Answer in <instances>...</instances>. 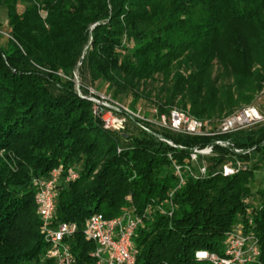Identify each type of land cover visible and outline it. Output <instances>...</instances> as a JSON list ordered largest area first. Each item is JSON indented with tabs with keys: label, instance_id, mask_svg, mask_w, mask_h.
<instances>
[{
	"label": "trees",
	"instance_id": "trees-1",
	"mask_svg": "<svg viewBox=\"0 0 264 264\" xmlns=\"http://www.w3.org/2000/svg\"><path fill=\"white\" fill-rule=\"evenodd\" d=\"M1 10L9 39L0 43V264H54L45 259L34 181L60 166L80 174L59 186L54 216L79 227L68 239L75 264H97L86 220L126 210L146 214L133 238L136 264H211L196 253L222 256L236 224L258 237L264 264V188L254 194L251 186L264 167V123L208 137L136 125L108 131L59 75L72 76L80 62L83 80L137 110L127 77L167 74L189 52V78L178 74L174 93L186 91L181 105L189 100L191 115L215 130L264 95V0H0ZM215 59L233 82L212 81ZM175 98L143 114L169 113ZM207 147L213 155L191 164L199 173L205 163L206 176L185 172L178 188L173 162L190 164L193 150ZM237 161L246 170L224 176L223 165Z\"/></svg>",
	"mask_w": 264,
	"mask_h": 264
},
{
	"label": "built area",
	"instance_id": "built-area-1",
	"mask_svg": "<svg viewBox=\"0 0 264 264\" xmlns=\"http://www.w3.org/2000/svg\"><path fill=\"white\" fill-rule=\"evenodd\" d=\"M77 95L92 105L93 115L100 119L108 131L124 133L132 125L151 133L153 129L168 130L170 132L193 137L232 135L264 123V113L260 106L253 104L236 111L224 118L212 130L207 122L199 120L192 115L173 108L169 113L159 114L157 109L152 110V116L146 117L142 109L133 110L121 103L112 95L99 91L94 87L77 86ZM170 145L171 142L165 140ZM217 145L227 148L229 142L218 140ZM182 148V147H181ZM241 153L240 150H235ZM212 156L213 147L194 149L190 164L179 165L173 162L174 176L178 181V188L185 184V172L194 178L206 176V165L199 166V173L194 172L192 165L197 163L198 156ZM171 158V156H169ZM172 159V158H171ZM192 164V165H191ZM247 166L239 161L226 163L222 167L224 176L229 177L246 170ZM77 167L64 168L63 166L53 169L46 178L36 179L35 203L41 220V231L44 240L48 243L45 259L54 264H75L68 239L73 237L79 230L76 223L54 222L56 213L58 188L62 184H70L79 178ZM170 194V198L173 197ZM172 216V213H169ZM144 217L135 211L126 210L122 215L106 219L102 214H94L89 217L83 229V235L87 241L96 244L97 249L92 254L97 264H136V254L133 238L136 231L144 225ZM250 225L252 222L249 223ZM261 250L258 237L253 231H247L245 226L239 224L227 234L224 242L223 255L213 254L206 251L197 253V259L208 260L212 264H262Z\"/></svg>",
	"mask_w": 264,
	"mask_h": 264
},
{
	"label": "rangeland",
	"instance_id": "rangeland-1",
	"mask_svg": "<svg viewBox=\"0 0 264 264\" xmlns=\"http://www.w3.org/2000/svg\"><path fill=\"white\" fill-rule=\"evenodd\" d=\"M43 15H45V12H43ZM0 23L3 25V28L1 29L2 31L0 32V43L2 46H6L7 41L9 39V35H8V17H7V12L5 10H1L0 11ZM88 48H92L91 43L89 44V46H87V48L84 50L83 55L86 54ZM190 54L189 52L185 53V55L182 57V59L179 62H176L174 64V66L170 69V71L165 74V73H159L150 77H146V78H133L132 76H128L127 80L130 81V83H132V85L136 86V89L138 91V94L140 96V101L137 104V108L138 109H146V111L151 110L152 106H155L156 103H160L162 105L166 104L168 102V99L171 97V95L176 94V98L174 100V105L170 104V105H166L165 107H167L168 110H171L173 108H178L180 110H182L185 113H188L191 115L190 113V101L189 100H185L186 102V107H183L181 105V103L184 101L183 99L187 96V92L183 91L180 92L178 91L177 93H174V88H175V84H176V79H177V75L181 74L183 75L185 78H189L190 72L187 71V55ZM83 59V57L81 58ZM82 66V63H78L76 70L73 72L72 76H69L67 74H63L60 73V77H65L66 79H68L69 81H71L73 83V88L74 91L77 93V86L78 84L82 85V89H84L85 87H94V85L92 84V82L90 81V78H87L83 80L82 75L80 73V68ZM212 81L218 86L220 87L223 84L228 83L229 81L233 82V79H226L225 77V70L222 69V67L220 66V63L217 59L214 60L213 64H212ZM50 72V71H47ZM221 76L220 81L216 80L218 77ZM229 80V81H228ZM96 88V87H94ZM188 87H186L185 89H187ZM101 91H106V88H99ZM155 104V105H154ZM256 105L260 106L261 111L264 113V95H261L257 98ZM132 128V126L130 127ZM156 130H159V128H155ZM133 133H137L136 130L132 131ZM3 153V152H1ZM13 156V155H11ZM205 164V163H204ZM203 164V165H204ZM81 167V166H80ZM78 168V167H77ZM252 191L254 194H256L259 190L264 188V167H262L257 173H256V177L255 180L252 183ZM238 224H236V226L233 228H237ZM232 229V230H233ZM231 230V231H232ZM229 231V232H231ZM227 234L225 236V240H226ZM224 240V242H225ZM200 252V251H198ZM197 252V253H198ZM197 253H196V258H197ZM212 264L211 261H208Z\"/></svg>",
	"mask_w": 264,
	"mask_h": 264
}]
</instances>
